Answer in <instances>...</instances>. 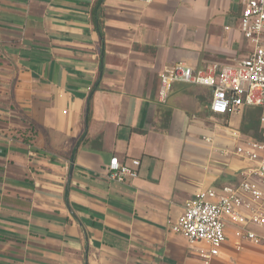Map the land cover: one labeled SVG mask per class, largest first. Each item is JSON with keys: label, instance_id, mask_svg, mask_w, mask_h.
<instances>
[{"label": "crops", "instance_id": "obj_1", "mask_svg": "<svg viewBox=\"0 0 264 264\" xmlns=\"http://www.w3.org/2000/svg\"><path fill=\"white\" fill-rule=\"evenodd\" d=\"M97 1L0 0V264H227L230 231L205 263L170 226L195 193L237 181L250 108L215 115L208 87L175 82L165 102L158 87L176 65L246 57L240 6L103 0L102 44ZM114 156L139 159L131 183L107 179Z\"/></svg>", "mask_w": 264, "mask_h": 264}, {"label": "built area", "instance_id": "obj_2", "mask_svg": "<svg viewBox=\"0 0 264 264\" xmlns=\"http://www.w3.org/2000/svg\"><path fill=\"white\" fill-rule=\"evenodd\" d=\"M240 6L239 29L251 46L249 54L229 63L201 69L176 65L159 74L158 100L165 102L175 82L208 87L209 111L226 116L246 108L264 107V0H229ZM264 121V119L262 120ZM233 155L247 166L235 183L200 190L187 200L170 230L183 237L205 262L218 258L230 231L235 250L249 244L264 264V141L238 135ZM139 159L111 157L105 167L109 181L129 184L137 177Z\"/></svg>", "mask_w": 264, "mask_h": 264}, {"label": "rangeland", "instance_id": "obj_3", "mask_svg": "<svg viewBox=\"0 0 264 264\" xmlns=\"http://www.w3.org/2000/svg\"><path fill=\"white\" fill-rule=\"evenodd\" d=\"M248 113L251 112L258 122L256 129L250 131V136L256 140L264 141V107L250 108L247 110ZM237 117H235L236 120ZM195 247L200 248L199 245ZM241 259L243 261H241ZM220 263L225 264V262L219 260ZM262 258L261 253L252 247H244L242 251L238 253L230 252V258L227 264H261Z\"/></svg>", "mask_w": 264, "mask_h": 264}, {"label": "trees", "instance_id": "obj_4", "mask_svg": "<svg viewBox=\"0 0 264 264\" xmlns=\"http://www.w3.org/2000/svg\"><path fill=\"white\" fill-rule=\"evenodd\" d=\"M102 1L103 0H98L96 2L95 6L91 12V18H92L93 25H94V27H95V29H96L99 37H100L101 43L103 44L104 36H103L102 22L100 20V15L97 12L99 5L102 4ZM90 115H91V105H90V102H88L86 114H85L86 122L89 121ZM257 124H258V122L255 119L254 115H252L251 112H249V113L246 112L242 118L241 130L243 133L249 134L251 130L257 128V126H258ZM74 152H73V154H74ZM67 193H68V191L66 189L65 194H64V200H65L66 204L68 203Z\"/></svg>", "mask_w": 264, "mask_h": 264}]
</instances>
